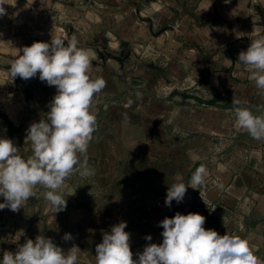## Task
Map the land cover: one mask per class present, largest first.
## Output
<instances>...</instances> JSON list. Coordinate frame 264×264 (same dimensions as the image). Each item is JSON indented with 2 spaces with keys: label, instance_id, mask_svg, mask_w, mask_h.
Listing matches in <instances>:
<instances>
[{
  "label": "crops",
  "instance_id": "crops-1",
  "mask_svg": "<svg viewBox=\"0 0 264 264\" xmlns=\"http://www.w3.org/2000/svg\"><path fill=\"white\" fill-rule=\"evenodd\" d=\"M7 2L0 17V138L31 155L26 130L45 118L56 94L38 74L11 78L18 49L75 36L78 47L91 50V76L106 87L92 109V174L65 180L58 192L66 208L57 213L41 186L19 211L0 210V259L44 235L65 251L77 246L79 264H95L103 233L121 221L138 259L146 244L162 243L160 221L192 212L206 218V229L247 240L264 261V140L238 128L233 110L239 101L264 115V95L247 66L236 63L264 37V0ZM201 165L205 184L166 206L176 175L190 186ZM66 233L71 241L62 239Z\"/></svg>",
  "mask_w": 264,
  "mask_h": 264
},
{
  "label": "clouds",
  "instance_id": "clouds-1",
  "mask_svg": "<svg viewBox=\"0 0 264 264\" xmlns=\"http://www.w3.org/2000/svg\"><path fill=\"white\" fill-rule=\"evenodd\" d=\"M7 0H0V17L6 15ZM9 46L13 47L11 44ZM90 49L78 47L75 36L66 39L52 37L50 42L37 41L18 49L10 62L12 79L28 80L39 75L41 82L56 88L49 104L50 111L26 130L31 155L24 158L11 139L0 138V210L17 212L35 196L37 186L46 189L43 196L55 213L66 208V198L58 192L65 180L76 174H92L88 168L87 150L97 128L93 112L95 98L106 87L102 78H93ZM237 64L247 66L248 79L264 95V37L254 39L246 51L238 55ZM131 103V101H129ZM236 126L246 130L257 141L264 140V115H256L233 101ZM83 157V160H81ZM207 169L201 165L192 174L190 186L177 174L168 187L165 205L183 201L187 188L198 189L206 182ZM206 218L199 213L165 217L162 243H148L133 258L130 233L126 222H119L104 232L95 248V264H264L249 242L239 236L220 235L204 227ZM65 242L73 239L66 233ZM151 241L150 235L146 236ZM80 249L73 245L65 251L51 238L37 235L28 239L13 253L5 251L0 264H79Z\"/></svg>",
  "mask_w": 264,
  "mask_h": 264
}]
</instances>
